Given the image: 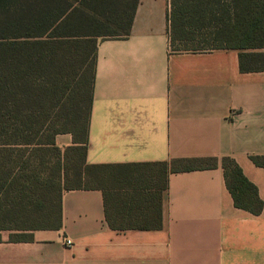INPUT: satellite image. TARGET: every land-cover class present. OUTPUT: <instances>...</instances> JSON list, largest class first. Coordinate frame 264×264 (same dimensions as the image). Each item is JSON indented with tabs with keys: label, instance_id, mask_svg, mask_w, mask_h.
Returning <instances> with one entry per match:
<instances>
[{
	"label": "crops",
	"instance_id": "obj_1",
	"mask_svg": "<svg viewBox=\"0 0 264 264\" xmlns=\"http://www.w3.org/2000/svg\"><path fill=\"white\" fill-rule=\"evenodd\" d=\"M168 11L138 0L127 36L97 41L85 161L113 166L61 191L58 229L1 231L0 264H264V162L251 159L264 160V68L239 70L235 49H172ZM224 157L258 214L233 205ZM178 158L216 162L170 170Z\"/></svg>",
	"mask_w": 264,
	"mask_h": 264
},
{
	"label": "trees",
	"instance_id": "obj_2",
	"mask_svg": "<svg viewBox=\"0 0 264 264\" xmlns=\"http://www.w3.org/2000/svg\"><path fill=\"white\" fill-rule=\"evenodd\" d=\"M137 3L0 0V194L7 200L11 188L25 187L27 162L32 157L44 168L41 174L46 173L43 180L48 189L58 190L55 222L32 229H58L61 191L97 187L103 171L113 166L85 161L95 46L98 40L129 34ZM167 18L172 49H235L239 70L264 68V0H169ZM76 36L82 43L73 46L71 38ZM207 38L215 44L198 46ZM179 40L193 46L176 47ZM60 68L71 74L64 82L58 112L51 116L47 103L50 96L54 98L51 84ZM58 133H69L71 144L58 147L54 142ZM251 159L264 162L253 156ZM171 162L178 165H169L170 170H190L212 167L216 160L178 158ZM220 164L233 205L258 214L262 202L255 186L232 159L224 157ZM14 168L20 170L13 174ZM41 209L36 204L33 211ZM9 238L28 236L12 234Z\"/></svg>",
	"mask_w": 264,
	"mask_h": 264
},
{
	"label": "rangeland",
	"instance_id": "obj_3",
	"mask_svg": "<svg viewBox=\"0 0 264 264\" xmlns=\"http://www.w3.org/2000/svg\"><path fill=\"white\" fill-rule=\"evenodd\" d=\"M71 39H73L71 40V45L73 46L82 43L80 36ZM202 42L203 43H199L198 46L215 44L211 38H207ZM174 45L176 47L193 46V44L189 43L187 40L176 41ZM67 70L68 69L66 68H60V72L51 84L54 98L52 97L51 99L50 96L47 103V108L51 113V116L58 112L62 90L66 84H64V82L68 79V75L71 74V72H67ZM27 164L26 173L28 177L23 181L25 187H22L21 189L11 188L7 194V200L10 201L4 199L3 193L0 194V232L5 230H29L35 226L53 224L56 220V207L54 206L56 199L55 196L58 190L48 189L46 182L43 180L46 177V173L41 174V172H43L41 170L44 168L39 166L33 157L30 158ZM19 170V168H14L12 169V172L13 174H16ZM39 174H41V177L38 176ZM34 182H36V185H33ZM36 204L42 208L41 210H38V212L33 211Z\"/></svg>",
	"mask_w": 264,
	"mask_h": 264
},
{
	"label": "built area",
	"instance_id": "obj_4",
	"mask_svg": "<svg viewBox=\"0 0 264 264\" xmlns=\"http://www.w3.org/2000/svg\"><path fill=\"white\" fill-rule=\"evenodd\" d=\"M63 242H64L65 245H70V243H71L69 239H64Z\"/></svg>",
	"mask_w": 264,
	"mask_h": 264
}]
</instances>
